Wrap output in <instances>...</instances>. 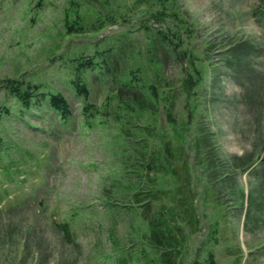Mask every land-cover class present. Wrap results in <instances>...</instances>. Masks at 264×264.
<instances>
[{"label": "rangeland", "instance_id": "1", "mask_svg": "<svg viewBox=\"0 0 264 264\" xmlns=\"http://www.w3.org/2000/svg\"><path fill=\"white\" fill-rule=\"evenodd\" d=\"M141 1L0 0V82L17 79L39 85L38 92H60L71 110L61 124L45 101L41 109L23 106L0 83V264H117V250L126 242L133 249L146 228L131 213H113L112 204L132 200V191L122 188L130 179L129 168L118 164L124 141L119 125L87 122L82 111L89 105L101 111L97 116L109 114L129 68L136 78L144 76L141 85L153 84V60L165 58L154 33L173 26L166 18L151 20L145 29ZM176 3L189 29L182 33L180 51L200 69L198 86L187 98L181 79L189 72L198 75L186 58L176 62L168 56L162 72L170 88L161 97L174 87V101L144 112L146 123L156 128L149 125L146 135L145 124L136 120L133 140L144 138L146 160L168 139L180 148L167 155L170 172L153 176L154 183L165 180L173 188L175 198H167V205L187 198L193 210L188 221L178 219L186 236L182 264H203L210 251L217 264H264V0ZM65 15L85 29L66 32ZM102 52L109 65L119 63V84L105 69L85 70L80 79L87 92L76 97L68 86L72 60ZM168 106L174 122L165 117ZM65 223L73 242L63 236Z\"/></svg>", "mask_w": 264, "mask_h": 264}, {"label": "trees", "instance_id": "2", "mask_svg": "<svg viewBox=\"0 0 264 264\" xmlns=\"http://www.w3.org/2000/svg\"><path fill=\"white\" fill-rule=\"evenodd\" d=\"M137 1L138 0H134V2ZM148 1L155 3V8L152 5H145L146 3L144 0L141 1L145 7L140 10L138 15H144L146 13V15H148V18L145 19L142 26L145 29H149L150 26L148 23L151 20L160 21L165 20L166 18L170 20L173 26L172 28L171 26H167L166 30L159 29L154 33L153 41L155 46L163 50L162 52L165 58L162 60L163 62L159 59L153 60L152 65H155L154 68L157 70L154 73L155 79L152 81L153 84L147 86L141 81L143 83V85H141L139 82L141 79L144 81V76L141 75V77L136 78L134 69L129 68V77L121 82L122 90L116 92L113 96L112 100L115 101V105L109 114L104 113L102 116H97L101 114V111H98L97 109L93 111L89 105H85L82 111L87 117L85 120L87 122L94 119L99 120L98 124L105 125L108 124L105 120H111V122L119 125L120 133L118 136H122L124 141L119 145V156H117L118 164L122 169L123 167L127 170L129 168L128 178L130 179V182L128 181V183L125 181V187L122 186V188L127 189L128 192L132 191V200L125 205L122 204L118 206L112 204V207L114 208L113 213H131L135 222L140 220V222L146 226L143 233H140L139 236H137V241L134 243L135 249L128 248L129 244L126 242V248L122 249L121 247L117 250H120V254L117 257L115 256L116 263L128 264L129 261L134 260L136 264H141V262L143 264H182L181 258L185 250L184 242L186 236L180 232L182 228L178 225V219H184L183 222L188 221V218L193 216V210L191 209L189 199L187 198H180V202L175 200L173 205L176 208L167 205V198H175V195L171 191L173 188L169 187L165 180H162L166 177L161 178L162 181L159 183H154L155 176H153L159 172L161 176H165L170 172L167 167V155L172 157L175 153L173 150L175 149L177 152L180 148H175L168 139L162 144L157 143L156 148L158 147L159 150L155 153L156 148H154L151 152V156L146 160L145 153L141 152V149L143 148L141 144L144 142H141V140L144 138L141 136L139 140H133L136 135L133 134L130 128H134L136 120L141 121L145 124L141 130L144 134L148 135V126L151 124L150 121L149 123H146L144 112L155 113L157 105L161 101L166 100L169 101V103L174 101V87L169 89L168 92H165V97H161V93L163 92L162 89L164 87L170 88L169 82L165 80L167 78L165 76L163 77L162 72L165 68H163V63L168 59V56H171L176 62H181L183 58H186L187 66H191L192 68H190V70L198 75L194 77L189 72L183 75L181 79L182 90L187 98L189 96L191 97V94L193 93L191 90L193 91L195 87L198 86V78L201 76V71L195 66L194 59H192L191 55L189 53L187 56L185 55L187 51H180L182 46V33L185 35V33L189 32V29L187 23H185V20L179 13L176 0ZM109 18H111V16ZM101 21L102 20H100V22ZM107 24V21H105V25ZM174 28H178V30L173 32ZM84 29L85 26L79 23L78 20L74 19V21L69 22V17L65 15L66 32L81 33ZM181 30H183V32H181ZM168 32H172L173 40H169L167 35ZM103 53L104 52H102L101 56L93 55L92 58L86 60H83L81 57L72 60L71 76L73 78L68 81V86L74 92L76 97H78V95L85 96L87 92L86 86L80 79V76L85 70L98 69L101 71L105 69V72L109 71L110 73H113V83L119 84L120 78L116 74V68L119 67V63L111 60L109 65V57L105 56ZM98 58L100 61L97 63L95 59ZM60 60H63V62L66 63V59L61 58ZM113 64L117 65V67H114ZM139 68L141 69V67L138 66L137 70H139ZM130 75L132 77H130ZM0 83L6 84V94L23 106L29 108L36 106V108L41 109L42 102L45 101L49 109L58 116L61 124H65L66 120L71 117L69 102L60 92L47 94L38 92L39 85L23 83L17 79L10 81L3 80ZM13 83H15V85H13ZM170 108V106L166 107L165 117L167 120L172 119V122H174ZM6 111L8 112L7 109ZM151 127L153 130L156 128L153 125H151ZM176 133L179 135L181 132L176 129ZM150 146L152 147L151 143ZM137 152H139L141 157L136 156ZM162 152L164 153L163 158L165 163L160 162ZM137 158L140 160L139 163L135 161ZM149 174H151V177ZM171 175L173 176L175 173L172 172ZM122 178L124 179L125 176L123 175ZM171 181L174 182L173 179H171ZM156 185H158V187ZM60 228L62 229L63 236L67 240L73 242L68 224L65 223L60 225ZM112 238L113 237L109 233L108 239L112 240ZM111 242L115 247L119 244L116 240H112ZM135 244L138 246L137 251ZM145 245H147V247H145ZM202 263L217 264V260H215L214 254L210 251L206 253V257ZM192 264H199V262L194 260Z\"/></svg>", "mask_w": 264, "mask_h": 264}]
</instances>
